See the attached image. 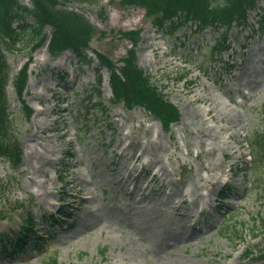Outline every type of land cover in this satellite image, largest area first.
Instances as JSON below:
<instances>
[{"label":"rangeland","instance_id":"rangeland-1","mask_svg":"<svg viewBox=\"0 0 264 264\" xmlns=\"http://www.w3.org/2000/svg\"><path fill=\"white\" fill-rule=\"evenodd\" d=\"M64 2L94 30L83 60L71 51L50 57L45 46L5 54L10 79L28 65L23 101L33 113L21 114L10 84L9 114L23 158L15 171L0 159V235L17 234L30 219L42 243L31 240L15 256L0 252V264L50 258L59 264H133L134 258L140 264H264V185L250 171L248 145L264 132V33L258 27L264 4L259 0L247 24L227 32H197L191 23L169 32L157 29L143 9L121 7L118 0ZM129 31L138 32L137 64L179 111L180 120L168 129L142 107L114 104L109 72L98 71L96 54L121 65L132 48L122 37ZM125 136L142 138L146 154L127 150L128 165H120L115 147ZM130 176L150 195L141 206L171 196L166 202L181 210L139 213L129 194L143 196L131 191L137 184ZM213 180L219 184L207 189L205 181ZM191 183L202 193L196 207ZM60 206L70 217L43 233ZM170 213L193 215L189 227L166 224ZM129 227L144 237L132 236Z\"/></svg>","mask_w":264,"mask_h":264},{"label":"trees","instance_id":"trees-1","mask_svg":"<svg viewBox=\"0 0 264 264\" xmlns=\"http://www.w3.org/2000/svg\"><path fill=\"white\" fill-rule=\"evenodd\" d=\"M22 1H26L27 4ZM64 1L66 0H0V159L7 161L13 170L22 162V150L13 133L12 117L8 112L7 88L10 84L22 104L21 114L29 118L32 110L23 101L28 65H23L11 81L10 67L5 54L14 53L22 45L32 51L46 46L51 57L69 50L83 60L82 56L89 49L94 30L82 13L68 7ZM89 1L94 0H75L78 3ZM118 2L124 8H142L145 17L150 19L157 29L163 31L170 27L169 32L188 23H192L199 32L205 29L218 31L221 28L227 32L234 24L246 25L249 12L257 7V0H118ZM27 19L32 24H27ZM258 27L264 33V9L259 15ZM46 28L51 32L49 38L45 34ZM122 37L130 41L132 48L121 59L120 66L96 54L100 69L105 67L109 72L112 101L122 103L129 110L135 106L142 107L156 117L164 129H168L171 124L179 121L180 114L174 105L164 99L137 64L138 32L122 33ZM226 49L227 47L213 49V53L221 54ZM248 145L250 171L257 184L264 185V176L260 173V166L264 164V132L254 134ZM261 222L264 230V218ZM22 224L25 231L19 235L14 234L5 238L0 235L2 252L15 256L25 250L28 240L40 242L33 237L34 227L31 220H25ZM8 245L11 250L7 248ZM45 264H58V261L56 258H50Z\"/></svg>","mask_w":264,"mask_h":264},{"label":"bare ground","instance_id":"bare-ground-1","mask_svg":"<svg viewBox=\"0 0 264 264\" xmlns=\"http://www.w3.org/2000/svg\"><path fill=\"white\" fill-rule=\"evenodd\" d=\"M156 48L153 47V50H155ZM142 128V126H140ZM66 131H64L60 138H63L64 136H66ZM131 137H124V140H120L115 149H119V154H120V159H119V164L120 165H128V162L124 159V152H126L127 150H130L131 152H135L136 149L140 150L142 152V154H146L145 152V149H143V146H144V142L142 141V138L140 137H135L134 139H132V141H130ZM128 142L127 145H125V143ZM148 142V141H147ZM148 145V143H147ZM115 149H112L111 152L114 153L115 152ZM43 160H46L47 163H51V161L47 158V157H42ZM132 158H135L136 159V156L135 155H132ZM219 170V169H218ZM220 173H224V170L223 169H220L219 170ZM156 177L153 176V180H155ZM129 180L131 182H139L140 180L137 179V178H134V177H129ZM205 183H209L206 185L207 189H211L213 187H216L217 184H219V181L218 180H213V182H210V181H205ZM191 186H192V189H191V196L192 198H194L193 200H191V202L193 203V205L196 207L198 206V203L196 202L197 199H199L200 197H202V193L200 190V188H198L194 183H191ZM171 189L173 190H177V187L175 185H172L171 186ZM133 193H130L129 196H130V203H131V206L133 208H135L136 210L139 211V213L141 211H144V212H147L152 210L153 212H155L156 214L157 213H167V211H165L164 209H162V207L158 204V203H155L153 201H151L148 205H144V206H141V203L144 202V199L142 198H133L135 197V195ZM169 198H172L171 196H167L166 199L168 200ZM166 200V201H167ZM166 201H164V204H168ZM178 213H170L169 215L170 216H167L166 218L163 219V221L166 223V224H171V225H174L176 228H181V229H187L189 227V219L187 217H178L177 216ZM157 217H159L158 215H156ZM130 230H131V234L132 236L134 235H138L139 233L136 232V229L134 230V228L132 227H129ZM141 236H143L142 234H139ZM191 235V233H190ZM144 237V236H143ZM173 238V237H171ZM175 238V237H174ZM140 257L142 256L143 257V252H140L139 253ZM224 255H227V253H224ZM135 259V263L133 264H140V261L139 260H136ZM141 260V259H140Z\"/></svg>","mask_w":264,"mask_h":264}]
</instances>
